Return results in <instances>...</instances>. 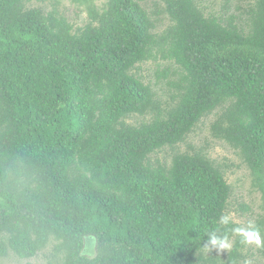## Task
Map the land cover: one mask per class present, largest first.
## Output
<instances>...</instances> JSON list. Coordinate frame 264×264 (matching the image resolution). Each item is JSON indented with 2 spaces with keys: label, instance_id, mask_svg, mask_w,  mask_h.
Listing matches in <instances>:
<instances>
[{
  "label": "trees",
  "instance_id": "trees-1",
  "mask_svg": "<svg viewBox=\"0 0 264 264\" xmlns=\"http://www.w3.org/2000/svg\"><path fill=\"white\" fill-rule=\"evenodd\" d=\"M43 1L0 0V259L247 264L231 232L227 252L205 247L209 231L240 226L219 224L231 195L220 166L203 149L149 159L214 113L210 135L238 153L264 205V0L236 7L244 22L200 0H70L87 11L77 29L27 6ZM157 60L169 101L135 73Z\"/></svg>",
  "mask_w": 264,
  "mask_h": 264
},
{
  "label": "rangeland",
  "instance_id": "rangeland-1",
  "mask_svg": "<svg viewBox=\"0 0 264 264\" xmlns=\"http://www.w3.org/2000/svg\"><path fill=\"white\" fill-rule=\"evenodd\" d=\"M106 0H94L95 5L102 6ZM203 8L209 9L217 15L227 16L229 14L240 15V19L244 22L246 16L241 12L236 11V7L244 9L249 2L253 0H231L230 7L227 10L223 8L225 0H200ZM147 7L152 8L151 0H145ZM30 8H41L42 10H50L56 8L74 28H80L87 22V11L80 5L73 4L70 0H44L41 3L31 2L27 4ZM229 6V5H228ZM157 26L158 31H161L165 24V17L158 16ZM160 20V21H159ZM169 66V64H168ZM172 67V66H171ZM169 70L173 71L174 68ZM164 68V64L159 60L149 61L139 65L135 73L145 83L152 87L157 93V96L163 101H169L170 90L166 87L165 80L157 79L155 76L156 70ZM176 79L171 77L170 80ZM214 114V113H212ZM210 115L202 119L195 130L186 138V140L177 145L175 149L168 147L152 155L149 159L152 165L157 162L161 164H169L174 151L179 153H191L193 149H203L205 155L208 156L216 165L220 166L224 172L225 180L231 188V195L228 201L226 215H229L233 223L240 226H247L249 222L255 223L257 220H264V205L260 200V194L253 188L251 184V175L247 167L242 162L238 153L231 149L227 144L217 139H214L209 132V125L215 119L214 115ZM148 118L133 116L126 120L127 123L137 125L147 121ZM233 243V241L231 240ZM86 254L92 256L95 252L94 246L90 245L89 249L85 250ZM224 253V252H222ZM247 264H264V256L261 255L259 248L255 245H249L243 252ZM49 253L38 255L31 260H20L10 255L7 258L0 259V264H48Z\"/></svg>",
  "mask_w": 264,
  "mask_h": 264
},
{
  "label": "clouds",
  "instance_id": "clouds-1",
  "mask_svg": "<svg viewBox=\"0 0 264 264\" xmlns=\"http://www.w3.org/2000/svg\"><path fill=\"white\" fill-rule=\"evenodd\" d=\"M233 223L229 215H224L220 218L221 226H228ZM229 232L240 237V242L246 245H255L257 248L264 247V239H262L258 226L249 222L247 226H235L231 229L216 228L207 233L208 241L205 246L208 251L215 250L218 254L227 252L232 248V242L229 237ZM219 233V235L217 234Z\"/></svg>",
  "mask_w": 264,
  "mask_h": 264
}]
</instances>
